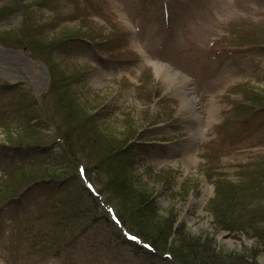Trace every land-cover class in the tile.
Returning a JSON list of instances; mask_svg holds the SVG:
<instances>
[{
  "label": "rangeland",
  "instance_id": "1",
  "mask_svg": "<svg viewBox=\"0 0 264 264\" xmlns=\"http://www.w3.org/2000/svg\"><path fill=\"white\" fill-rule=\"evenodd\" d=\"M51 70L64 78L68 105L86 114L83 132L104 140L137 132L119 158L127 168L133 161L131 173L174 231L240 253L239 264H264V244L245 233L264 230V0H0V192L15 181L13 165L65 160L54 139ZM20 128L41 141L10 143ZM87 146L77 154L83 165ZM82 173L59 186L35 183L8 205L0 200V264H161L143 255L144 244L125 242L114 207L100 199L98 223L76 250L49 253V223L67 195L93 201L96 180L105 191L102 170L81 191ZM223 200L237 203L232 230L213 223Z\"/></svg>",
  "mask_w": 264,
  "mask_h": 264
},
{
  "label": "trees",
  "instance_id": "2",
  "mask_svg": "<svg viewBox=\"0 0 264 264\" xmlns=\"http://www.w3.org/2000/svg\"><path fill=\"white\" fill-rule=\"evenodd\" d=\"M4 10H6V8ZM60 37H63V33L56 36L53 42ZM39 41L37 37L34 41L32 40V43H34V46H37L40 45L39 43L41 41ZM20 43L23 44L22 42ZM50 44L52 43L50 42L47 46ZM52 71L53 70H51V84H55L57 88L53 90L54 93L52 97H50V102L55 104V112L58 115L57 119L60 121V124L55 123V134L58 138L54 139L62 141V153L65 160L55 167L47 166V164H37L40 162H27L25 164L22 163L12 166L13 169L18 168L19 172L16 174L15 181L2 187L3 191L0 192V200L4 199V201H6L13 195L17 196L21 191L33 183L50 181L52 184L58 186L62 181L66 184L72 183L75 179H79L78 174L80 175V172L77 174L78 167L81 168L82 171H85V174L82 173L85 189L82 188L81 191H85L86 189L87 191L89 190L86 185H92L94 183L90 175L92 177V173L96 171L102 170L106 181L104 182L105 191L101 190L102 188L100 187L102 181L96 180V185L98 184L97 186H99L100 189L90 191L91 194L87 192V196L93 200L88 201L89 204L82 199V195L80 194L76 193L73 196L67 195L65 201L66 205H63L64 207L57 210L58 212L55 213L54 219L49 223V228L54 234L53 238L50 239L51 246L48 250L49 253L58 255L59 252L68 246L74 248L75 242L80 235L85 233L87 226L90 223H98V215L100 214L95 202L97 199H100L106 205L114 207L116 211V213H114L115 219L111 221L116 224V231L120 229L136 237L141 242L143 241L150 245L148 251L143 253V255L150 259L158 260L161 264H239L237 261H239V259L241 260L240 253L226 254L221 251L216 252L214 248L217 246L212 248L208 241L199 243L197 238L194 239L191 236L184 235L181 228L182 231L179 229H177L178 231H174L171 228V224H173L171 216L163 217L159 215L156 199L152 192L149 191L148 188L145 190L144 184L131 173L130 170L131 167H133V161H131V165L127 168V166L121 162V158H119L120 156H126L129 149L127 142L129 139L132 140L137 132H132V136L129 135L127 138L115 139L111 136L107 137L105 140L101 134H99L98 137L96 131L86 132L85 130L83 132L82 130H84V127L83 125L81 126L80 123H85L86 117H84L83 121L79 118V114L84 112L74 111V109L71 108L72 106L68 105L65 98H63L66 92L62 89L64 78L60 72ZM43 98L46 103V97L43 96ZM46 105L48 106L47 103ZM60 107H67L68 109L66 108V111L65 109L58 110ZM55 117L56 116L52 117L53 120ZM54 122H56V120H54ZM35 133V131H27L20 128V130H16V135L8 133L7 138L10 143L15 145L37 144L41 140L37 141ZM27 140L31 141L27 142ZM83 142L88 145L86 148L90 151L89 153L82 154L88 166L86 164V166L83 165L77 156L79 152L82 153L81 143ZM89 165H91L92 168L87 170ZM91 181H93V183ZM235 191H237V188L233 189V192ZM103 196L105 198L104 200ZM91 202H93V204H90ZM234 204L237 203H230L227 200H223L221 204L215 206L211 214L213 215V223H215L216 226L226 230H232L234 223L232 225V221L230 220H233L235 215L233 214L231 216L229 211L231 207L236 206ZM235 214L239 216L237 213ZM157 219L159 221H157ZM249 220L250 223L253 222L251 219ZM240 233H246V235L254 237L255 243L264 244V230L258 231L255 234H249L247 231H245V233H243V231ZM125 242L141 248L138 246V243L132 240L126 239ZM92 245L93 244H89L88 246L92 247ZM207 246L210 248L208 249ZM94 248L98 249V247ZM84 252H86V250H84ZM109 261L112 262L113 260ZM87 264L96 263L92 260L87 261Z\"/></svg>",
  "mask_w": 264,
  "mask_h": 264
},
{
  "label": "bare ground",
  "instance_id": "3",
  "mask_svg": "<svg viewBox=\"0 0 264 264\" xmlns=\"http://www.w3.org/2000/svg\"><path fill=\"white\" fill-rule=\"evenodd\" d=\"M158 71H161L162 69L157 67ZM142 244H144L147 248H150V245L148 243H145L142 241Z\"/></svg>",
  "mask_w": 264,
  "mask_h": 264
}]
</instances>
